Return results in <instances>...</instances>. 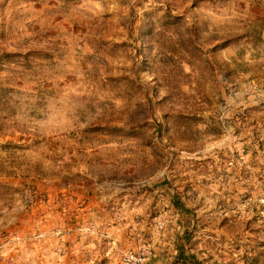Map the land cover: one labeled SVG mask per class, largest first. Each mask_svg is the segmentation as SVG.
Masks as SVG:
<instances>
[{"label":"rangeland","instance_id":"rangeland-1","mask_svg":"<svg viewBox=\"0 0 264 264\" xmlns=\"http://www.w3.org/2000/svg\"><path fill=\"white\" fill-rule=\"evenodd\" d=\"M45 2L51 4L54 0H0V155L22 156L24 160H31L34 171L46 178L52 177L41 202L56 206L47 211L34 210L23 221L16 220L7 229H0V264L5 260L7 264H124L123 256L131 251L145 253L148 258L145 264H236V259L230 258L236 253H241L238 257L241 264H262L264 203L257 198L255 203L249 204L254 186L239 184V181L248 180L252 175L245 161L256 167L255 158L264 153V115L260 114L264 106H241L243 110L233 117L241 121L243 127L232 135L239 138L242 131H248L249 135L232 140L221 129L213 128L206 130L211 138L201 144L197 136L167 135L173 123L181 128L203 123L196 105H211L210 97L196 100L199 93L189 95L180 90L173 99L182 105L181 110L161 112L156 129L168 140L167 152H155L151 144L143 143L136 133L135 128H147L153 123L148 119L131 128L113 123L82 122L79 137L74 131L67 138L62 135L51 143L49 138L41 140L30 135L26 127L19 126V121L12 120L19 109L31 103L40 106L41 98L51 96L57 86L69 96L85 99L90 94L79 79H68L67 83L62 79L57 85L53 79L45 78L56 66L57 59L71 64L88 40L95 38L89 37V29L81 24H63L62 28L49 25L44 20ZM153 14L145 11V19L137 26L141 47L142 37L154 30L155 25L147 20ZM111 15L106 13L105 20ZM164 15L169 19H163L161 26H171V13ZM37 19L43 24L36 23ZM51 23L60 25L62 17H56ZM120 27L123 29V22ZM105 30L111 29L105 26ZM103 43H111L113 49L129 46L128 41L118 35ZM185 51L193 59L197 58L188 49ZM221 72L222 79L229 82L235 75L233 70L221 69ZM107 79L113 88L119 87L125 92L138 88L135 81L124 74ZM235 87L237 92L241 91V86ZM216 102L224 103L222 97ZM5 111L8 115H4ZM33 115L34 112H28V116ZM249 140L251 143L247 142ZM99 144L108 147V156L122 157V163L130 162L128 153L147 150L152 161L141 155L137 162L141 168L151 162L156 167L146 182L143 176H137L130 183L132 178L128 177V172L134 170L131 168L125 169L123 175L115 171L93 180L86 172H92L94 165L112 162L96 154L100 151ZM129 145H135V149ZM137 180L142 182V187H136ZM96 185H104L102 192L96 190ZM0 191L8 194L12 187L3 184ZM113 192L116 194L107 203L99 202L101 195ZM237 192L238 202L233 199ZM218 196L221 198L217 199ZM145 198L151 200L150 224L143 222V209L138 206ZM211 200H215V207H208ZM69 208L71 212L66 211ZM225 209L231 210L233 215L224 216L213 224L214 214ZM125 214L127 218H123ZM118 216L121 218L117 219ZM237 222L243 234L237 233L232 242L233 251L225 248L227 236L222 230L229 225L235 228ZM83 228L88 231H81ZM94 228L95 236L90 234ZM178 250L182 256H178ZM254 256L259 258L258 262L251 260Z\"/></svg>","mask_w":264,"mask_h":264},{"label":"clouds","instance_id":"clouds-1","mask_svg":"<svg viewBox=\"0 0 264 264\" xmlns=\"http://www.w3.org/2000/svg\"><path fill=\"white\" fill-rule=\"evenodd\" d=\"M44 8L47 10L44 20L49 25L62 28L63 24H81L89 29V37H95L88 40L71 64L57 59L56 66L45 78L53 79L57 85L62 79L65 83L68 79H79L88 87L90 94L85 99L69 96L57 86L51 96L41 98L40 106L31 103L19 109L18 115L12 117V120L19 121V126L22 129L26 127L30 135H36L41 140L49 138L51 143L62 135L67 138L74 131L79 137L82 122L113 123L131 128L134 124L148 119L153 123L147 128H135L136 133L143 143H150L155 152H167L168 140L162 138L156 129L161 112L181 110L182 105L173 99L180 90L189 95L199 93L196 100L210 97L211 105H196L199 115L204 118L203 123L184 128L173 123L171 131L167 133L169 137L193 135L203 144L211 138L207 136L206 130L213 128L221 129L232 140L249 135L248 131H242L239 138L232 135L236 129L243 127L242 122L233 117L243 110L241 106H264V0H79L78 3L75 0H54L51 4L45 2ZM145 11L154 13L147 20L155 27L151 33L142 37L141 47L136 30L141 20L145 19ZM166 12L171 13L170 19L173 23L171 26L162 27L163 19H169L164 15ZM106 13L112 14L107 20L104 18ZM58 16L62 17V23L52 25L51 22ZM35 22L43 24L39 19ZM121 22L123 29L120 27ZM105 26L111 30L106 31ZM114 35L127 40L129 46L126 49H113L111 43H103L113 40ZM137 49H140L139 55ZM185 49L193 52L197 58L193 59ZM221 69L234 71L231 82L222 79ZM119 74L135 81L138 88L131 93L119 87L113 88L112 82L107 78ZM235 86H241V91L237 92ZM165 96L168 100H164ZM221 97L223 104L216 102ZM28 112H34V115L28 116ZM260 114L264 115V112ZM4 115H8V112L5 111ZM247 142L251 143L250 140ZM98 147L100 151L96 154L112 162L94 165L92 172H86L93 180L98 175L107 177L115 171L123 175L125 169L131 168L134 170L128 172V177L132 178L130 183L137 176H143L146 182L156 167L151 162L141 168L137 162L141 155L152 161L147 150L143 153H128L130 162L122 163V157L107 155L109 149L104 144H99ZM129 147L135 149V145ZM262 156L264 153L255 158L258 162L256 167L245 161V166L252 175L248 180L241 178L239 181V184L254 186L249 204L255 203L257 198L264 203ZM0 159L3 160L0 185L9 184L12 187L8 194L0 191V212L3 213L0 217V229H7L16 220L23 221L34 210L47 211L55 208L54 203L41 202L52 177L46 178L44 174L34 171L31 160H24L22 156L17 158L3 154ZM13 160L16 162L12 163ZM95 187L102 192L104 185ZM136 187H142V182L137 180ZM212 191L215 192L216 188ZM115 194L113 192L111 195H101L99 202L105 204ZM219 198L221 196L217 197ZM238 198L239 192L233 199L238 202ZM138 206L143 209V222L150 224L148 216L152 211L151 200L145 198L143 204ZM208 207H215V200L209 201ZM66 211L71 212V208ZM214 215L213 224L218 223L224 216H232L233 212L225 209ZM123 218H127V214ZM81 231L87 232L88 229L83 228ZM222 231L227 236L225 248L234 251L233 240L238 232L243 234L239 222L235 228L229 225ZM90 234L95 236V228ZM108 234L111 235V232ZM240 254L236 253L230 258L236 259V264H241L238 260ZM3 264H7V261Z\"/></svg>","mask_w":264,"mask_h":264},{"label":"bare ground","instance_id":"bare-ground-1","mask_svg":"<svg viewBox=\"0 0 264 264\" xmlns=\"http://www.w3.org/2000/svg\"><path fill=\"white\" fill-rule=\"evenodd\" d=\"M147 259L145 253L137 254L131 251L123 256L122 261L124 264H145Z\"/></svg>","mask_w":264,"mask_h":264},{"label":"trees","instance_id":"trees-1","mask_svg":"<svg viewBox=\"0 0 264 264\" xmlns=\"http://www.w3.org/2000/svg\"><path fill=\"white\" fill-rule=\"evenodd\" d=\"M181 253H182V252L178 250V256H182ZM258 259H259V258L255 257V256H254L253 258H251L252 261H257V262L259 261ZM262 264H264V262H262Z\"/></svg>","mask_w":264,"mask_h":264}]
</instances>
